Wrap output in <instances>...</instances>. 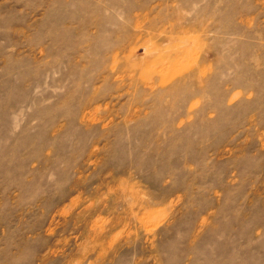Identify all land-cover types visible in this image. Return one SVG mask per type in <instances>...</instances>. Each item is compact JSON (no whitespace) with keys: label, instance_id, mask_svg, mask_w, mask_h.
Listing matches in <instances>:
<instances>
[{"label":"rangeland","instance_id":"obj_1","mask_svg":"<svg viewBox=\"0 0 264 264\" xmlns=\"http://www.w3.org/2000/svg\"><path fill=\"white\" fill-rule=\"evenodd\" d=\"M0 264H264V0H0Z\"/></svg>","mask_w":264,"mask_h":264}]
</instances>
